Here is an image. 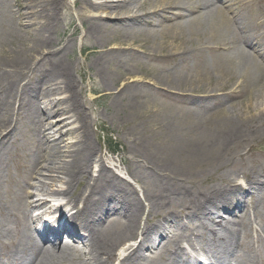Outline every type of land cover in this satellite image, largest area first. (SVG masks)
Here are the masks:
<instances>
[{
    "label": "bare ground",
    "instance_id": "1",
    "mask_svg": "<svg viewBox=\"0 0 264 264\" xmlns=\"http://www.w3.org/2000/svg\"><path fill=\"white\" fill-rule=\"evenodd\" d=\"M8 1L0 0V215L4 217L2 226L8 223L16 236L9 240L11 242L4 253H0V264H110L115 259L118 244L126 239L140 242L137 247L129 246L122 264H196L197 252L205 253L212 260L224 253L226 258L217 264H264V160L239 173L247 178L248 185L214 186L199 194H190L181 176L166 175L163 177L168 182L166 194L170 190L169 196H181L179 201L189 207L183 208L182 216L175 218L167 214L161 221L141 230V221L146 216L150 217L156 199L146 197L149 204L145 208L134 189L128 186L114 189V183L120 179L107 171V162L97 155V148L90 138L89 124L82 114L77 86L68 68L37 74L32 82L22 85L32 67L17 46L10 51L6 48L9 38L15 42L20 37L12 21L6 18V14H14ZM14 1L23 24H19V28H36L42 36L41 41H45L41 44H48L51 29L58 19L57 12L66 6V0ZM81 1L93 21L90 33L100 46V51L96 52L100 55L97 65L110 62L123 50L124 43L134 41L139 35L161 37L163 45H173L185 61L202 66V71L192 81L193 89L206 76L215 75L217 83L207 94L212 95L209 98L216 99L227 89L236 97H242L241 102L229 107L226 118L241 119L264 114V60L255 57L264 55V10L260 2ZM242 9L245 10L243 13ZM143 24H158L161 31L136 29ZM121 33H124V41L111 46L115 42L112 36L119 37ZM163 78L173 82L176 90L183 87L181 76L167 75ZM141 81L135 79L125 83L122 90L123 95L130 97L135 117L141 112V97L132 86L139 85ZM58 94L63 98L55 99ZM52 106L58 108L54 113L62 117L64 125L74 126L67 133L76 135L73 142H57L50 132L52 123L47 120L52 115ZM21 112L28 113V119L33 123L30 141L34 149L38 147V156L26 147L13 149L9 144L21 125L18 119L14 121V117H19ZM203 118V114L196 115L198 125H202ZM36 120H39L38 124ZM238 133L221 128L210 134L206 142L200 137L194 143L176 140L173 150L175 154L181 153L209 165L216 173L225 170L223 174L226 175L229 167L254 152L250 149L247 154L243 153V147L247 148L250 143H231L242 137ZM67 154L70 160H66ZM20 156L22 165L16 163ZM93 165H98V177L88 180ZM78 179L86 180L87 185L81 191H74ZM13 181L16 189L9 198H5L3 190L8 191ZM59 184L62 186L58 187ZM105 185L107 187L103 188ZM44 196L58 197L61 206H50L49 201L42 200ZM120 196L123 197L122 203L116 202ZM169 196H166L168 200ZM66 208L76 213L72 215ZM240 208L244 210L242 215H238ZM36 212L37 216L34 215ZM62 212V216H56ZM110 216L123 219L122 226L104 228L103 224ZM206 220L208 223H204ZM254 220L260 222L261 231L254 230ZM30 222L39 225L41 243L32 235ZM171 225L176 226L179 232L177 238L169 237L167 228ZM191 225L194 226L193 231L190 230ZM3 230L0 227V242L12 236ZM183 242L190 250L182 246ZM162 245L161 251L168 248L166 255L162 252L156 259L145 255L146 251L152 253ZM208 261L210 263V259Z\"/></svg>",
    "mask_w": 264,
    "mask_h": 264
},
{
    "label": "rangeland",
    "instance_id": "2",
    "mask_svg": "<svg viewBox=\"0 0 264 264\" xmlns=\"http://www.w3.org/2000/svg\"><path fill=\"white\" fill-rule=\"evenodd\" d=\"M256 1L262 4L264 10V0ZM16 5L14 0L8 1V6L13 9L14 14H6V18L12 21V25L15 30H18L20 37L15 42H11V38H9L6 48L10 51L14 46H17L24 53L23 57L30 62L32 70L22 80V85L32 82L37 74H49L56 68L61 70L68 68L77 86L82 114L89 124L90 138L97 148V155L102 156L107 162V171L113 172L120 179L114 183V189L127 186L134 189L145 208L149 204L146 197L149 196L152 200L156 199L150 217L146 216L141 221V230L147 225L161 221L167 214H172L175 218L182 216L183 208L189 207L179 201L181 196L174 194L169 196L171 195L170 190L168 195L166 194L165 186L168 182L163 179L166 175L181 176L182 180L186 181V187L191 192L190 194L205 193L214 186L227 188L236 183L248 185L247 178L239 173L264 160V114L249 115L241 119L226 118L225 115L229 112V107H233L234 103L241 102L242 97H236L229 93L230 89H227L223 91L224 95L218 94L216 99L209 98L212 95L207 94L213 90L218 77L208 75L200 85L196 84L193 89L192 81L198 77L202 66L192 61H185L173 45L166 43L163 45L164 40L154 35L148 37L139 35L134 41L124 43L126 45H123V50L119 51L114 59L99 66L97 61L100 55L96 52L100 51V46L90 33L93 21L81 0H66V6L58 10L57 22L51 29L50 41L46 45L41 44L45 41H41L42 36L36 28H19L21 22L17 14L19 9ZM241 11L243 13L245 10ZM136 29L161 31L158 24L155 26L143 24ZM110 30H112V26ZM123 35L124 33H121L119 37L112 36L115 42L110 45L114 46L115 43L124 41ZM251 48L249 46V50L252 52ZM60 49L63 50L56 51ZM179 53L181 54L180 51ZM255 57L264 60L263 54L255 55ZM167 75L181 76L184 79L182 80L183 87L176 90L173 82H167L163 78ZM135 79L142 80L139 85L132 86V89L137 90L141 97V112L138 117L132 115L130 97L122 94L124 84ZM54 98L62 99L63 96L58 94ZM52 107V115L47 120L52 123L50 132L55 135L57 142H64V144L73 142L76 135L71 136L67 133L74 126L64 125L62 117L54 113L58 108ZM197 114L204 116L202 125H198L196 121ZM19 115V117H14V121L19 120L20 128L9 144L13 149L26 147L38 156V147L34 149V144H31L32 141H30L33 123L28 119L29 114L21 112ZM37 122L39 120H36ZM221 128H224V131L239 132V136L242 137L234 139L231 142L234 145L250 143L249 146H246L247 148L243 147L244 154H247L250 149L254 151L252 156L250 153L243 161L229 167L226 170V175L223 174L225 170L216 173L209 165L201 161L188 158L181 153H174L173 145L176 140L194 143L198 141L196 138L200 137L206 142L210 138V134L218 132ZM115 145L120 147L117 155L112 153ZM68 156L70 155H66V160H70ZM17 160L16 163H22L21 156ZM98 171V165H93L92 172L87 179L97 178ZM14 181L9 184L8 191L3 190L5 198H9L15 191ZM85 181L78 179L74 185V191L83 190L87 185ZM39 184L43 185L41 182ZM61 186L58 185V187ZM102 187L105 188L107 185ZM108 189L110 193V188L108 187ZM166 196H169L170 200ZM42 200L49 201L52 207H60L62 204L58 197L47 198L44 196ZM116 202L122 203L123 197H117ZM67 209L68 213L72 215L76 213L70 208ZM213 212L216 213V211ZM52 213H55L54 210ZM63 213L56 216H62ZM242 214H244V210L240 208L238 215ZM34 215L37 216L38 212ZM255 221L254 230L261 231L264 227L260 228L262 227L260 222ZM3 222L4 217L0 215V227L4 228L3 232L12 233V236L0 242V253H4L11 242L9 240L16 236L15 230H11L8 223H4L2 226ZM123 222V219L110 216L103 227L110 226L111 229H117L122 226ZM204 223H208V220ZM30 224L33 230L39 229V225L33 222ZM190 227L194 228L192 225ZM167 231L170 233V238L179 236L176 226L171 225ZM33 235L41 243L39 233L34 232ZM65 241L69 242L68 239ZM139 242L133 243L126 239L118 244L115 249V259L110 264L124 263L129 246L137 247ZM182 245L186 247L184 242ZM75 246L83 248L78 244ZM162 247L163 245L158 246L152 253L146 251L145 255L154 259L160 257L162 252L166 255L168 248L165 247L161 251Z\"/></svg>",
    "mask_w": 264,
    "mask_h": 264
},
{
    "label": "trees",
    "instance_id": "3",
    "mask_svg": "<svg viewBox=\"0 0 264 264\" xmlns=\"http://www.w3.org/2000/svg\"><path fill=\"white\" fill-rule=\"evenodd\" d=\"M110 141H112V140H110ZM119 151H120V147L118 145H115V148L112 150V153L117 155L119 153Z\"/></svg>",
    "mask_w": 264,
    "mask_h": 264
}]
</instances>
